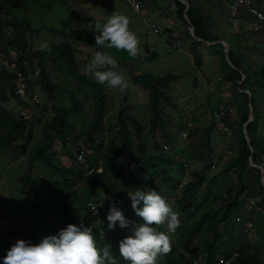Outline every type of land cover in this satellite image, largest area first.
Masks as SVG:
<instances>
[{
	"label": "trees",
	"instance_id": "obj_1",
	"mask_svg": "<svg viewBox=\"0 0 264 264\" xmlns=\"http://www.w3.org/2000/svg\"><path fill=\"white\" fill-rule=\"evenodd\" d=\"M23 1L25 0H0V25L4 24L5 33L3 38L0 36V54L16 61L22 69L27 95L21 97L15 93L16 74L0 66V153L13 154V160L21 161L26 158L27 168L18 178L16 196H23L21 202L28 204L27 208L22 206V209L36 223L29 229H22L20 238L36 244L45 236L57 234L69 223L77 226L83 223L85 226H93L98 247L109 246L117 264H129L119 254V241L127 236L125 233L136 223L142 222L133 210L130 198L127 199L128 191L153 189L164 198H177V211L181 221L176 234L171 237L172 251L161 255L157 264H192L199 257L203 259V263L198 264H216L219 257L225 258L232 254L234 244L238 256L230 264H264V219L261 215L254 222L255 231L260 233L259 239L252 243L255 251H251L247 238L233 243L231 237L233 228L239 226L236 217L246 207L243 195L254 198L258 206L264 207V183L261 181L262 173L257 167L264 163V130L260 127V123L264 122V110L261 108V104H264V61L257 67V64L247 62L246 54L242 52V49L249 48L264 57V20L257 19L246 8L240 12V21L236 31L234 30L235 36L233 33L234 48L241 52L236 57L235 49L231 48L222 32L212 27L213 23L217 26L224 22L230 25L229 8L225 10L215 4V7L208 9V5L188 2L185 10L183 2L173 0V12L186 26L187 38H190L193 49L203 44L219 57L220 66L225 71L223 80L231 85L232 94L229 99L237 115L235 120L230 119L227 109L223 118L232 132L226 148L233 150L234 155L224 163V172H215L208 177L206 171L211 168L212 162L218 160L214 158L213 138H216V133L227 135L225 132L215 131L213 122L203 125L202 128L198 127L199 130L197 127L188 129L194 142L191 143L192 146L189 144L176 150L181 160L175 159L173 154L161 146L162 142L173 145L184 127L180 123L174 130L165 120L166 113L162 104L171 103L165 92L174 78L171 73L160 76L129 69L131 83L147 90L150 113L148 129L144 135L139 121L126 112V105L121 106L116 112L120 144L114 138L110 139L104 147L105 154H101L105 135L100 121L107 108L106 84L98 83L85 70L79 69L77 57L83 52L70 40L75 38L78 42L92 45L95 37L69 34L55 27H33L18 16L9 17L8 7L19 5ZM252 5L264 13V0H253ZM205 6L212 14L202 9ZM191 26L194 36L203 41L189 33ZM44 28L60 36V41L51 43L50 53L39 51L30 44L31 37L34 38ZM1 32L2 26L0 35ZM222 38L228 43L226 55V46L220 42ZM11 49L15 51V56L10 55ZM96 51L99 50L96 49L94 53ZM152 55L153 53L142 55L140 51L138 56L145 60ZM193 55L195 64L199 65L201 60L196 50ZM116 59L119 65L126 63L121 58ZM61 65H64V76L75 81L76 89L63 84L64 77L57 78V75L48 71L47 66L55 68ZM37 67L40 69L38 77L35 75ZM78 91H84L82 98L78 97ZM245 91H249L250 96ZM34 95L37 101L33 99ZM62 95H67L68 104L57 103ZM83 99H89L86 108L89 112L85 127L78 129L75 118L85 107ZM12 100L17 109L33 107V116L27 119L18 115ZM249 103L253 109V119L245 126L244 133L243 125L249 118ZM47 105H50L52 115L41 125L39 140L29 148L32 140L31 127L35 123L34 116L37 115L36 108H39V113H44ZM130 125L134 130H131ZM133 136H136L137 143H134ZM55 141L59 142L56 149ZM84 145L90 149L87 163L91 166L102 165V172L87 175V166L75 161L76 152L85 147ZM150 145L157 150H151ZM124 153H128L131 162L123 159ZM189 160H201L203 163L198 171L190 173L188 180H184V162ZM102 191L107 197L105 200L101 195ZM90 202L95 206L96 212L88 205ZM112 203L129 220L128 227L121 228L117 223L114 230L108 228L107 212ZM199 210V218L191 219ZM47 213L53 214L54 221L62 222L63 227L56 229L46 223ZM13 225L17 226L15 223ZM158 231H163V226ZM14 233L19 234H11ZM11 246L9 234L0 235V264H3V257Z\"/></svg>",
	"mask_w": 264,
	"mask_h": 264
},
{
	"label": "rangeland",
	"instance_id": "obj_2",
	"mask_svg": "<svg viewBox=\"0 0 264 264\" xmlns=\"http://www.w3.org/2000/svg\"><path fill=\"white\" fill-rule=\"evenodd\" d=\"M191 2L192 4L196 2L197 5H208L210 9L211 6L215 7V4H218L223 9H228L232 3V0H186ZM142 2V0H141ZM253 2V0H252ZM205 6V7H206ZM8 7V6H7ZM212 14V11H209L206 8H202ZM119 12L129 18L130 24L129 29L130 31L134 32L137 37L139 38L140 44L139 48L141 50L142 55H150L153 52L152 57L147 59H143L137 56L135 59L128 56L126 51L123 50H116L115 48L107 49V48H96V41L94 43L88 44L84 42H78L75 38L71 40L72 43L77 44L76 46L79 50H82V54L77 57L79 62V69L85 70V66L90 61L92 56L95 54L94 51L98 49L99 51L110 52L115 58H121L126 63L119 65V69L125 75V78L128 82V88L125 92H120L118 89L109 88L106 85V100H107V108L106 112L103 114L102 119L100 121V127L104 129L103 138V149L101 150V154H105L104 147L110 141V139H115L117 144L119 145V138L120 135L118 133L119 127L117 126L116 120V112L121 108V106L126 105V112L131 114L135 119L139 121L141 124L142 133L146 135L148 125H149V118L150 113L148 110V95L147 90L142 88L139 85H134L130 81L129 76V69H134L140 72H150L155 75L165 76L168 73L174 75V78L171 79L169 82V86L165 89L166 94L171 99V103H163L164 111L166 113L165 120L168 123V126L174 130L178 128L180 123H186V119H191L193 121V117H195L194 125L201 124L204 120L199 118V114L206 110V103H208L209 107L214 108L217 107L219 102L227 107L230 113V119L235 120L236 112L233 104L230 102L229 97L232 94L230 82L224 81L222 78L224 76V70H222L220 66V59L217 55L212 54L211 50L204 46L203 44L197 45V55L200 57V64H194V55L189 51V43L190 38L185 37L186 31H184V37L182 36L181 44L175 41H164L163 35H156L153 31L152 25L154 24L155 19L153 17L144 14L143 12H137L134 10L132 5L127 0H25L21 4L8 7L9 17L18 16L19 19L27 20L31 26L33 27H55L61 31L66 33H71L75 35H83V36H91L95 37L96 33L94 32L93 28L89 27L90 25H94L96 20L100 22H105L107 20V15H111L110 11ZM5 19V17H3ZM152 19V20H150ZM227 19V18H226ZM229 20V19H228ZM264 20V19H263ZM227 22V20H226ZM236 22V21H235ZM233 21L229 20V23H222V25H215L212 24V27L218 32H222V35L226 38L228 43H230L231 48H234V36L235 31L238 27V23L235 24ZM246 23V22H244ZM243 23V24H244ZM2 32L1 38L5 36L3 31L4 24H1ZM216 26V27H215ZM237 26V27H236ZM235 30V31H234ZM234 33V36H233ZM47 40L50 44L56 43L60 41V36L55 33H52L44 28L40 30L38 34L33 38L31 37V45H35L37 42ZM222 43H224L225 39H220ZM226 42V41H225ZM240 43L244 45V42ZM226 42V46L228 45ZM225 45V44H224ZM147 46V48H144ZM235 49V48H234ZM242 52L246 54V61L249 63L259 64L261 61H264V57L258 53L252 52L249 48L242 49ZM14 50L11 49V53ZM89 55H88V54ZM235 56L239 57V51L235 49ZM139 60H143L140 61ZM138 62V63H137ZM136 63V64H135ZM230 65V64H229ZM231 66V65H230ZM48 67V71L57 75V78L64 77V83L71 86L72 89H76L77 85L75 81H71V79H67L65 75L64 65L59 67L50 68ZM127 67V68H126ZM232 67V66H231ZM221 69V70H220ZM90 78L94 79L90 74H88ZM197 80V83L195 84ZM62 84V85H63ZM220 91L223 93L220 95ZM249 94V91H245ZM84 96V91H78V97L82 98ZM67 95H62L60 100L57 102L59 104H68ZM40 99V105H42V99ZM85 107L81 110L78 116L75 118V124L78 129L84 128L86 123V119L88 117L89 109L86 110L88 107L87 104L89 99L84 100ZM14 104L13 108L17 110V107ZM251 104L249 103V107ZM47 109L44 113H39V108L37 107V115L35 117V123L33 124L32 128V140L30 142L29 148L34 145L40 138V128L48 118L52 115V111L50 110V105L46 106ZM252 108V106H251ZM262 110H264V104H261ZM29 111L31 110L34 112L33 107H29ZM253 111V109H252ZM250 113V112H249ZM36 114V113H35ZM39 114V115H38ZM253 115V112H252ZM206 116V117H205ZM213 110L211 113L208 111L205 113V124H208L212 121ZM248 120V119H247ZM191 124H193L191 122ZM260 127L262 131L264 130V122L260 123ZM131 130H134V127L130 125ZM199 130V129H198ZM189 131H186V128L178 133L179 136L174 141V145H169L170 153L174 155L175 159H178L179 153H176V150L181 149L183 146L186 147L189 144L193 143L194 141L190 138ZM198 131L196 132V134ZM221 136L222 139H218L217 137ZM134 143H137L136 136H133ZM158 140H160V136L157 135ZM229 140L228 135L216 133V138L213 143V148L216 147V151L214 152V158L218 159L219 162H225L229 155L232 153L231 150L226 148V143ZM81 142V141H80ZM83 142V141H82ZM163 143V142H162ZM84 144V143H83ZM59 145L58 141L54 143V149L57 148ZM85 149L89 152L90 149L86 146ZM192 146V144H191ZM173 148V149H172ZM224 148V152L221 150ZM151 150H157L156 147L150 145ZM227 154H226V150ZM165 150V149H164ZM176 155V156H175ZM13 154H3L0 153V235L4 236L5 234H9V238L12 242V245L16 243V241L20 238V231L24 228H31L32 226L36 225L32 220H30V216L22 209V206L27 208V202H21L22 195L17 198L16 190L19 187V176L24 173L25 168H27V160L26 158L15 159L13 160ZM123 159L129 160L131 162L130 156L128 153L123 154ZM64 158V157H63ZM64 160V159H63ZM66 162H70V160L65 159ZM203 162L200 161H189V165L186 168V180L190 178V173L193 171H198L201 167ZM62 164V161L60 162ZM123 167H126L123 165ZM126 165V162H125ZM262 168L264 163L260 165ZM35 169V168H34ZM264 169V168H263ZM209 169L206 171L207 176H211L213 171ZM37 174L40 175L38 170H34ZM176 173V172H174ZM136 180H138L136 178ZM134 180V181H136ZM137 182V181H136ZM83 186V183H80V187ZM204 186V185H203ZM202 186V187H203ZM201 187V188H202ZM202 190V189H200ZM179 193L181 191L179 187ZM127 194V193H126ZM178 195V193H177ZM197 195V194H196ZM201 196V195H200ZM223 197H225V192ZM129 197H127L128 199ZM126 199V200H127ZM165 199L173 206L174 210L177 211V198L168 196ZM131 202V199H129ZM4 204V206H3ZM143 206V202H142ZM141 206V207H142ZM130 207V206H129ZM9 210V212H8ZM201 210V208H200ZM200 210L193 214L191 219L199 218L201 212ZM262 210V209H259ZM11 211V212H10ZM179 212V211H177ZM264 213V210H262ZM8 214L9 217L6 215ZM135 215V219L138 220L137 215ZM125 216V215H124ZM140 221L143 223L142 218L140 217ZM11 222V223H10ZM17 225L16 227L13 225ZM46 223H50V226L56 229H60L63 227L64 224L62 222L58 223L54 221L53 214H46ZM132 226V224H131ZM163 226V231L167 232L166 225ZM246 227L241 228L240 238L241 240L245 238L249 239L250 241H254L256 239L254 236L256 235L253 229H249L245 231ZM13 232H19V234H11ZM132 232V228L130 231L125 233L127 236L130 235ZM236 247V245L234 246ZM237 252V250L233 249L231 255L227 257H219V258H230L233 256V253ZM238 256V255H237ZM237 256H234L231 261L228 263L230 264ZM218 258V259H219ZM218 259L216 264H219Z\"/></svg>",
	"mask_w": 264,
	"mask_h": 264
},
{
	"label": "clouds",
	"instance_id": "obj_3",
	"mask_svg": "<svg viewBox=\"0 0 264 264\" xmlns=\"http://www.w3.org/2000/svg\"><path fill=\"white\" fill-rule=\"evenodd\" d=\"M129 24V18L116 11L108 15L107 20L103 23L96 20L94 25L89 26L96 33V48L123 50L127 52L129 57L135 59L141 51L139 48L140 41L137 35L130 31ZM34 47L42 52L50 53L52 50V45L47 40L37 42ZM13 52L15 53V51ZM118 69L119 64L117 59L110 52L105 51H96L85 66V72L90 74L98 83L106 84L109 88L125 92L128 88V82L123 72L118 71ZM39 73L40 69L37 67L35 75L38 77ZM220 104L219 102L217 107ZM25 109L29 108L25 107L15 111L18 115L24 117L21 111ZM33 114L34 112H32V116ZM31 117L24 118L29 119ZM211 122L214 123L213 116ZM164 145L167 148H164ZM161 146L165 151L170 152L168 143L163 142ZM81 149L86 151L88 158L90 151L88 152L85 147ZM227 151L228 149L226 150V154ZM231 151L232 153L229 155V158L234 155V151ZM178 159L181 160L180 157ZM225 162H219V160L212 162L210 168L213 171L212 174L224 172L223 166ZM186 163L189 165V162L186 161ZM90 166L88 164V167ZM98 166L103 170L102 165L99 164ZM185 179L186 176L184 177ZM101 195L105 197L104 200L107 199L103 191ZM128 196L131 199L133 210L142 218L143 223H136L132 228L131 234L119 241V254L129 264H157L161 255H167L172 251L171 237L176 234L181 224L179 213L156 190L137 189L135 191H128ZM242 198L246 202L250 199L246 195H243ZM141 202H143L142 207L140 206ZM107 221L108 228L111 230L115 229L117 223L121 228L129 226V220L125 218L123 212L115 203H112L108 209ZM162 225H166L167 232L158 231V228ZM100 232L102 233V230ZM198 259L200 261L203 260L200 257ZM3 264H117V262L109 246L98 247L93 226H85L83 223L77 226L76 224L69 223L65 228L60 229L57 234L45 236L36 244L28 240L18 239L7 250V254L3 257Z\"/></svg>",
	"mask_w": 264,
	"mask_h": 264
},
{
	"label": "crops",
	"instance_id": "obj_4",
	"mask_svg": "<svg viewBox=\"0 0 264 264\" xmlns=\"http://www.w3.org/2000/svg\"><path fill=\"white\" fill-rule=\"evenodd\" d=\"M172 3H173V0H142L140 12H143L144 14H147L148 16H151V17H153V19H155V22L152 19H150L154 22V24H150V25H152L153 31L156 33V35H163L164 41L171 42L173 40L175 42H178V44H181L182 39H183V38L181 39V37L182 36L184 37V31H186V33H185L186 38L188 36L187 35L188 33L186 30V26L184 24H182L179 19H177L175 12H173L174 9L172 7L173 6ZM112 12L113 11L111 10L110 13H112ZM105 16L108 17L107 14H105ZM189 33L191 34V30H189ZM198 40L203 41L200 38ZM220 42L222 43V41H220ZM211 43H213V42H211ZM144 48H147V46H145ZM193 48L194 47H193V45H191V41H190L189 50H186V52L190 51L193 54L194 50L197 51V46H195V49H193ZM151 52L153 53L154 51H151ZM193 61H194V59H193ZM194 64H195V61H194ZM222 93L223 92L220 91V95ZM206 108H207L206 110H203V112L201 114H199L200 120L201 119L204 120L203 122H200L201 124H199L197 126L194 125V122L196 120L195 117H193V121H191V119L187 118L185 120L187 124L183 123L182 126H184V127L182 128V130L184 128H186V131H188V129H191L194 127H197V129H199L198 127L202 128V126L205 125V123H207V122H205V118H204L205 113L208 111L211 113V111L213 110V109H211V107H209L208 103H206ZM191 122L193 124H191ZM217 138L222 139L221 137H217ZM214 141H215V138H213V142ZM216 150L217 149H215L214 152ZM221 150L224 152L223 148H221ZM189 161L191 162V161H195V160H189ZM208 177H210V176H208ZM249 198L253 202L252 207L249 208L248 207L249 202L245 201V206H246L245 209L243 208V212L239 213L236 217L237 223L239 226L233 228L232 233H231V237L234 241L233 243L239 242L242 238V237L240 238V236H239L241 233V228L246 227L245 231H248L249 229H253V231L256 234L254 236L256 239H254V241H250L249 239H247V240L250 243L251 251H255V245L252 243H254L255 240L259 239L260 233H257L255 231L254 222H255V219L258 215H261V218L263 217V219H264V215H263L264 213H262V210H264V207L258 206L256 204L254 198H252V197H249ZM259 209H262V210H259ZM226 235L228 236L229 233H226ZM234 246H235V244H234ZM235 248L236 247H234V250H236Z\"/></svg>",
	"mask_w": 264,
	"mask_h": 264
},
{
	"label": "built area",
	"instance_id": "obj_5",
	"mask_svg": "<svg viewBox=\"0 0 264 264\" xmlns=\"http://www.w3.org/2000/svg\"><path fill=\"white\" fill-rule=\"evenodd\" d=\"M127 1L132 5L134 10H136L137 12H139L141 10V0H127ZM245 8L248 9L257 19H264V13H262L261 11H259L255 7H253L252 0H232L231 5L229 6L231 23L233 21L234 22L236 21L235 22V24H236L240 21L239 14ZM10 55L15 56V53L12 52V53H10ZM0 66L5 67L10 72H14L16 74L17 79L15 82V93H17L21 97H26L27 95H26L25 77L23 76L22 69L18 66L16 61L10 60L6 56L0 54ZM33 99L35 101H37V98L35 95L33 96ZM21 114L24 117H31L32 111L25 109V110L21 111ZM225 114H226V107L224 105L220 104L219 107L217 108V110L213 111L214 125H215V129L217 131L225 132L230 138V135L232 134V132H231L230 128L228 126H226L225 121L223 120ZM164 148H167V146L164 145ZM76 162L80 163V164H85L88 167L87 155H86V151L84 149H80L77 152ZM184 166L187 167L188 164L185 162ZM101 171H102V168L100 166H97V167L90 166L87 168V174H92L94 172H101ZM248 202H249L248 207L251 208L253 202L250 199H248ZM88 205L94 210V212H96V208L91 202ZM237 255H238V253L234 252L233 256H231L230 258H227V259L219 258L218 262H219V264H228L231 261V259ZM198 260H200V259H198ZM198 260H193V264L203 263V260H201V261H198Z\"/></svg>",
	"mask_w": 264,
	"mask_h": 264
},
{
	"label": "water",
	"instance_id": "obj_6",
	"mask_svg": "<svg viewBox=\"0 0 264 264\" xmlns=\"http://www.w3.org/2000/svg\"><path fill=\"white\" fill-rule=\"evenodd\" d=\"M180 1H182L184 4H185V10L188 8V2L186 1V0H180ZM185 18H186V15H185ZM191 33H192V35L194 34L193 33V27H191ZM194 36V35H193ZM195 37V36H194ZM195 38H197V37H195ZM197 39H199V38H197ZM223 44H225L224 46H226V43L224 42ZM225 55L227 54V51H228V46H226V48H225ZM227 61H228V63L233 67V65L231 64V62L227 59ZM249 118H248V120L244 123V125H243V131H244V133H246V131H245V126L247 125V123L248 122H250V121H252V119H253V115H252V108H251V106L249 107ZM252 150V149H251ZM259 167V169H260V171H261V173H262V176H261V181L264 183V177H263V172H264V169L261 167V166H258Z\"/></svg>",
	"mask_w": 264,
	"mask_h": 264
}]
</instances>
